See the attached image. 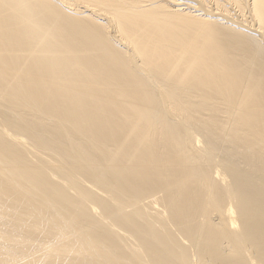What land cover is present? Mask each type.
<instances>
[{
	"label": "bare ground",
	"instance_id": "1",
	"mask_svg": "<svg viewBox=\"0 0 264 264\" xmlns=\"http://www.w3.org/2000/svg\"><path fill=\"white\" fill-rule=\"evenodd\" d=\"M0 264H264V0H0Z\"/></svg>",
	"mask_w": 264,
	"mask_h": 264
},
{
	"label": "rangeland",
	"instance_id": "2",
	"mask_svg": "<svg viewBox=\"0 0 264 264\" xmlns=\"http://www.w3.org/2000/svg\"><path fill=\"white\" fill-rule=\"evenodd\" d=\"M210 1H207L206 3L208 4ZM210 4H211V2H210ZM210 4H209V6H210ZM212 6V5H211ZM232 13H234L233 11H232ZM218 17V16H217ZM222 16H219L218 18L220 19V21L222 20V21H225V19H222L221 18Z\"/></svg>",
	"mask_w": 264,
	"mask_h": 264
}]
</instances>
